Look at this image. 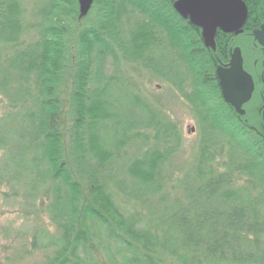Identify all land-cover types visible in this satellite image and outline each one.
Wrapping results in <instances>:
<instances>
[{"label": "trees", "instance_id": "16d2710c", "mask_svg": "<svg viewBox=\"0 0 264 264\" xmlns=\"http://www.w3.org/2000/svg\"><path fill=\"white\" fill-rule=\"evenodd\" d=\"M242 1V35L218 32L213 51L173 0H94L95 26L72 53L57 18L76 16V0H49L33 26L22 0H0V180L39 199L55 229L34 230L35 264H264V121L258 102L236 114L215 78L263 22L264 0ZM120 61L162 76L198 119L197 155L172 188L181 134L133 91L130 119L115 107L108 89L131 87Z\"/></svg>", "mask_w": 264, "mask_h": 264}, {"label": "rangeland", "instance_id": "374dc122", "mask_svg": "<svg viewBox=\"0 0 264 264\" xmlns=\"http://www.w3.org/2000/svg\"><path fill=\"white\" fill-rule=\"evenodd\" d=\"M22 1L26 10V22L30 26H33L31 23L35 22L34 17H36V12L40 10L39 7L46 5L49 0ZM66 1L68 0H59L62 7L66 5ZM96 7H92L88 15L79 21L77 20L78 11L74 17L69 18V15L64 11L57 18V20H63L62 22L65 24L66 30L69 31L66 39L69 42L67 46L72 53L77 51L78 45L76 40L79 37L78 35H82L84 29H89L93 25L95 26L94 22L97 21V17L99 16L98 8ZM34 30L33 28L27 29L26 36L22 39L23 47L36 39ZM154 31L157 32V40L161 36L163 37L161 29H154ZM251 44L252 40L249 37L242 38L238 46L236 43V47L240 48V46H244L248 49L244 50L245 52L241 51L243 59L248 61V66H251L252 61L255 59L260 64L258 51L257 49L254 50ZM16 50L17 47L11 49L10 52H15ZM154 59L158 60V56ZM107 63V66H109V59H107ZM120 63L121 65L118 66L115 72L116 78L122 79V83H126L127 81L131 87H128L126 90L119 83L108 89L109 96L111 97L109 98L115 104V107L120 112H126L127 119H130V103L132 100L129 93L133 91L146 103L172 121L181 134L182 142L180 149L175 157L172 158L169 168V187L172 188L174 187L173 182L182 176L185 168H188L193 163L197 155L202 133L198 119L187 102L162 76L153 75L141 66L125 64L121 61ZM186 85L188 87L189 84L186 83ZM5 106L6 101L0 97V116L6 110ZM249 106L248 104L245 107L244 110L246 112H249ZM132 110L139 112L137 108H133ZM3 123L7 126L11 121L9 119ZM107 132L111 133L110 129ZM102 134L103 132H101L100 136ZM221 147L225 153L227 147L225 145H221ZM2 156L0 154V161ZM8 158L13 160L17 156L12 152ZM219 162L222 163L221 161ZM9 181L5 179L0 180V264H35L42 259V254L40 252H33L31 241L34 230L46 228L51 233H55V229L51 225L46 215L45 207L41 205L39 199L36 201L35 206L31 207L30 202H25L22 190L10 186L8 184ZM239 183L242 184V181Z\"/></svg>", "mask_w": 264, "mask_h": 264}, {"label": "water", "instance_id": "95a60500", "mask_svg": "<svg viewBox=\"0 0 264 264\" xmlns=\"http://www.w3.org/2000/svg\"><path fill=\"white\" fill-rule=\"evenodd\" d=\"M94 0H77L78 20L85 18ZM175 12L184 20L200 30L203 45L215 50L217 32L238 36L243 33L248 10L242 0H174ZM255 42L264 53V21L260 28L252 32ZM216 77L223 101L235 113L244 116L243 105L249 102L253 92L251 77L243 70V59L239 48L231 52L228 68L218 67ZM264 121V108L262 111Z\"/></svg>", "mask_w": 264, "mask_h": 264}, {"label": "flooded vegetation", "instance_id": "af4514ba", "mask_svg": "<svg viewBox=\"0 0 264 264\" xmlns=\"http://www.w3.org/2000/svg\"><path fill=\"white\" fill-rule=\"evenodd\" d=\"M260 26H259V28H260ZM259 28H257V29H259ZM257 29H255V30H257ZM221 34H223V33H221ZM223 35H229V36H232L233 38H237L238 37V36H234V35H231V34H223ZM251 40H252V44L251 45H252L253 49L254 50L257 49V51L259 50L258 55L260 53L262 58H261V63L260 64H258V60L255 59V60L252 61L251 66H248V61H246V63H245V60L243 59L242 52H241V56H242V59H243V70L251 77L252 82H253V92H252L251 99L249 100V102H247L246 104L243 105L242 109L244 110L245 107L248 104L251 106L253 103L258 102V107H257L258 108V114L260 115V117L262 119V111H263V108H264V53H263V49L257 44V42L254 41V39L252 37V33H251ZM230 41H233V39H231ZM235 45H236V43H235ZM234 48H239V47H236V46L235 47H229V57H228L227 62L220 63L215 68V73H216V70H217L218 67L228 68L231 52L234 50ZM240 51H241V49H240ZM215 78H216V81H217L216 83H217L218 89L220 91L216 74H215ZM220 95H221V91H220ZM222 100H223V98H222ZM244 111H245V114H246V110H244Z\"/></svg>", "mask_w": 264, "mask_h": 264}]
</instances>
